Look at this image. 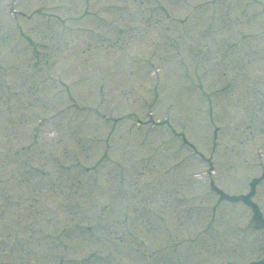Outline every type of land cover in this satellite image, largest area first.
Returning a JSON list of instances; mask_svg holds the SVG:
<instances>
[{
    "label": "rangeland",
    "instance_id": "rangeland-1",
    "mask_svg": "<svg viewBox=\"0 0 264 264\" xmlns=\"http://www.w3.org/2000/svg\"><path fill=\"white\" fill-rule=\"evenodd\" d=\"M19 1L28 6L19 2L24 17L0 0V66L11 78L25 73L24 96L2 95L0 104V190L7 196L0 205L8 206L0 219L20 212L10 235L0 233V264L253 262L259 233L249 228L250 211L218 200L207 185L214 181L194 173L214 164L213 184L230 193L259 174L251 154L264 148V105L254 116L252 107L258 97L264 103V0H243L244 7L241 0H168L177 16L169 28L153 26L164 13L151 6L126 19L141 33L135 37L121 32L124 20L111 26L93 17L96 8L126 0H90L86 12L83 0ZM91 28L110 39L96 40ZM164 33L177 36L176 44ZM50 42L60 51L37 70L34 49ZM153 64L161 71L151 73ZM97 66L106 75L104 95L95 90ZM224 75L234 81L228 91L220 89ZM206 94L214 103L207 105ZM129 113L166 121L139 125ZM212 128L229 137L217 134L213 147ZM256 189L253 200L264 210V178ZM256 241L264 246V238Z\"/></svg>",
    "mask_w": 264,
    "mask_h": 264
}]
</instances>
